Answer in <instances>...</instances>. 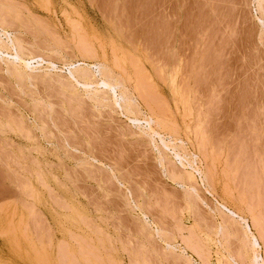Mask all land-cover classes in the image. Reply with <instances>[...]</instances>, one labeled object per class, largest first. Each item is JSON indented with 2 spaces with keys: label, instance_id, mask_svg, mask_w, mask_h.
<instances>
[{
  "label": "rangeland",
  "instance_id": "1",
  "mask_svg": "<svg viewBox=\"0 0 264 264\" xmlns=\"http://www.w3.org/2000/svg\"><path fill=\"white\" fill-rule=\"evenodd\" d=\"M0 264H264V0H0Z\"/></svg>",
  "mask_w": 264,
  "mask_h": 264
},
{
  "label": "bare ground",
  "instance_id": "2",
  "mask_svg": "<svg viewBox=\"0 0 264 264\" xmlns=\"http://www.w3.org/2000/svg\"><path fill=\"white\" fill-rule=\"evenodd\" d=\"M16 57H17V56H16ZM16 57H15V58H16ZM13 58H14V56H13ZM78 83H79V82H78ZM80 83H81V82H80ZM100 84H101V85H104L103 82L100 83ZM101 85H100V86H101ZM105 85H107V84H105ZM98 86H99V85H98ZM98 86H97V87H98ZM102 87H103V86H102ZM109 88H110V87H109ZM242 221H243V223H245V225H246V222H244V220H242ZM246 226H247V225H246ZM253 240H254L253 244L256 243L254 237H253ZM251 244H252V241H251ZM255 246H256V244H254V247H255ZM254 247H253V249H254ZM256 247H257V246H256ZM255 252H256V251H254L253 253H255ZM258 258H259V257H258ZM258 258H257V259H258Z\"/></svg>",
  "mask_w": 264,
  "mask_h": 264
}]
</instances>
